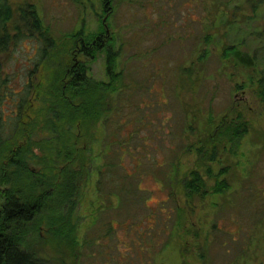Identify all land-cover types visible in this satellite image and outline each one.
I'll return each instance as SVG.
<instances>
[{"label":"rangeland","instance_id":"1","mask_svg":"<svg viewBox=\"0 0 264 264\" xmlns=\"http://www.w3.org/2000/svg\"><path fill=\"white\" fill-rule=\"evenodd\" d=\"M245 2L113 1L106 29L120 50L116 71L123 73V84L129 90L127 99L122 97L121 119L114 120L122 125L114 142L131 139L129 153L138 159L126 156L121 165L132 174L126 176L128 187L138 195V203L129 204L121 212L116 210L117 198L113 197L116 211L111 215L100 213L92 226L98 205L97 183L99 189H106L107 184L97 172L99 168L105 172L102 165L113 161L101 155L103 133L110 136L112 126L108 125L105 131L98 127L91 146L92 166L80 189L75 219L79 242L85 237L88 241L96 233L97 246L83 252L86 259L81 264H180L183 257L191 264H264V106L255 86L241 87L248 84L251 72L236 68L223 58L225 48L238 41L243 45L241 51L264 55V39L256 40L257 34L264 31V3L256 12L257 19L242 26L245 19L255 16ZM9 3L16 18L17 11L33 6L51 37L59 42L79 29L86 33L97 31L104 16L101 0ZM233 22L239 25L232 31L229 23ZM40 47L38 42L24 40L0 56V78L6 81L0 92V114L5 125L18 100L13 95L24 91L29 83L28 73L38 63ZM201 47L209 52L205 63L196 58ZM260 62L258 71L264 68ZM89 69L95 81H106L104 55L93 60ZM192 114L199 123L197 134L211 125L209 120L215 123L226 118L230 122L241 117L249 127L234 153L222 154L228 149L219 151V162L213 164L214 172L221 167L228 169L230 190L189 206L179 183L183 184V178L196 164L194 153L183 152L188 143L200 138L184 132ZM10 130L7 125L5 132ZM112 142L110 139L109 144ZM113 148L117 149V145ZM127 154L121 148L116 157ZM138 161L140 165L136 167ZM122 166L119 173L125 174ZM168 172L173 179L170 188L165 182ZM110 216L107 225L114 231L108 236L102 226L104 218ZM127 216L132 218L126 224L132 227L129 231L120 227ZM178 217L185 230L168 241ZM167 243L169 248L164 249ZM37 250L46 252L40 246Z\"/></svg>","mask_w":264,"mask_h":264},{"label":"trees","instance_id":"2","mask_svg":"<svg viewBox=\"0 0 264 264\" xmlns=\"http://www.w3.org/2000/svg\"><path fill=\"white\" fill-rule=\"evenodd\" d=\"M113 1L101 0L104 16L97 31L86 33L79 29L65 35L60 43L59 39L51 37V31L33 6L17 11L16 18L9 0H0V56L11 45L24 40L41 45L37 49L38 63L28 73L29 83L24 91L13 95L18 100L9 117L7 125L11 130L8 133L5 132L6 120H2L0 114V264H81L86 259L83 252L97 246L96 233L89 236L88 241L85 237L79 242L75 219L80 189L92 166L91 146L100 126L103 131L108 125L112 126L110 136L103 133L101 155L113 161L102 165L105 172L101 168L97 172L98 178H105L107 184L106 189L102 187V192L97 183L98 205L92 226L96 225L95 217L100 213L111 215L116 210L124 211L133 202L138 203V195L128 187L126 176L132 174L121 165L126 156L134 161L138 159L129 153L131 139L114 142L117 132L122 130V125L114 120L121 119L122 97L127 99L129 90L123 84V73L116 71L120 50L106 29ZM245 3L255 16L245 19L242 26L257 19L256 12L264 0H246ZM229 25L233 31L239 24ZM257 35V42L264 39V31ZM57 42L60 44L56 45ZM207 42L205 44H209ZM241 46L238 41L226 47L223 58L230 60L236 68L258 73L257 76L249 73L248 84L241 87L255 86L264 106V68L257 70L260 61L264 63V55L259 56L256 51L245 53L240 50ZM99 55L105 57L106 81H95L89 73V64ZM197 56L200 63H205L209 57L206 47H201ZM2 71L0 61V76ZM186 79L182 78V82ZM5 82L0 78V92L1 87L6 86ZM117 102L119 107L116 108ZM193 115L185 125L184 132L189 136L197 134L199 125ZM225 119L215 123L209 120L211 125L197 134L200 138L195 143H188L183 150L196 156L195 168L183 178V184L179 183L189 206L194 201L203 202L215 195H225L231 188L227 181L228 169L221 167L214 172L213 164L219 162V151L228 149L222 154L234 153L249 126L241 117L230 122ZM110 139L112 144H109ZM116 145L117 149H114ZM121 148L128 154L116 157ZM138 163L136 167L140 165ZM119 166L125 174L119 173ZM165 182L170 188L173 183L170 172ZM113 197L117 198L116 210ZM110 219L111 216L105 217L102 226L108 236L114 231L107 225ZM129 219L132 220L127 216L120 223L127 231L132 228L126 225ZM177 221L170 229L168 241L185 230L179 217ZM169 245L167 243L164 249ZM38 246L46 252L37 250ZM180 264L191 263L183 257Z\"/></svg>","mask_w":264,"mask_h":264}]
</instances>
